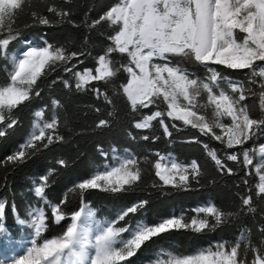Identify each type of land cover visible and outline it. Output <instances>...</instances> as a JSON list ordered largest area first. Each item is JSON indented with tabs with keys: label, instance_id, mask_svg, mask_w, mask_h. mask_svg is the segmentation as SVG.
Segmentation results:
<instances>
[{
	"label": "snow or ice",
	"instance_id": "obj_1",
	"mask_svg": "<svg viewBox=\"0 0 264 264\" xmlns=\"http://www.w3.org/2000/svg\"><path fill=\"white\" fill-rule=\"evenodd\" d=\"M72 4L0 0V60L5 62L0 147L21 127V109L39 101L26 137L0 161V168L22 165L74 136L115 129L124 117L127 137L143 146L133 150L113 144L106 151L97 141L103 164L53 200L50 183L76 162L56 158L55 166L33 181L34 199L23 217L14 201L0 197V264H133L142 246L161 234L207 235L249 215L255 239L245 225L233 241L217 239L191 251L161 248L148 264H264V143H256L264 136V0H115L96 17L85 12L80 20ZM21 17L30 23L21 26ZM35 24L85 31L78 44L71 35L61 42L45 33L24 40L23 51H12L21 27ZM101 26L110 31L108 43L93 57L96 45L89 34ZM88 57L94 67L84 66ZM57 84L70 94H91L103 105H77L97 114L90 127L74 126L65 104L51 94ZM120 97L127 108L123 113L116 103ZM189 128L197 134L177 141ZM141 131L147 134H134ZM161 138L170 146L197 145L204 162L148 146ZM252 175L254 183L249 182ZM149 176L154 177L151 184ZM226 177L236 179L229 184ZM204 184L220 185L238 203L225 206L208 199L193 209L149 219L150 200L140 196L103 217L88 199L93 191L119 197L148 187L188 191ZM9 210L16 223L29 230L26 242L10 238L5 223Z\"/></svg>",
	"mask_w": 264,
	"mask_h": 264
},
{
	"label": "trees",
	"instance_id": "obj_2",
	"mask_svg": "<svg viewBox=\"0 0 264 264\" xmlns=\"http://www.w3.org/2000/svg\"><path fill=\"white\" fill-rule=\"evenodd\" d=\"M58 3H62L63 0H56ZM115 0H73L71 7L73 8L75 19L80 20L83 18L85 12H88L89 17L94 18L100 12H102L107 6H110ZM22 26L24 23H30L27 17H21L19 21ZM84 29L71 28L67 25H31L29 27H21L19 37L11 43L10 49L14 52L22 51L24 40H36L40 35L47 34L50 39H55L63 42L69 35L75 37L77 44L80 42L84 35ZM100 32H104L105 35L101 36ZM110 34V31L101 26L99 29L94 30L89 34L90 41L96 46L92 49V56L97 55L100 50L108 43L106 35ZM4 61L0 60V80L4 78L3 65ZM85 67H94V60L92 57H88L84 62ZM77 67H80L79 65ZM197 74H202L203 70L197 67L192 68ZM55 73L50 77L54 79ZM66 78V74H65ZM239 78H243L241 75ZM47 83V81H45ZM52 95L61 99L65 104L67 112L71 119L74 121L76 128L90 127L93 122L98 118L97 114L87 108L77 107V105L93 104L96 107H103L101 103L96 101V98L91 94H70L63 90L62 87L57 84L53 90ZM49 92L45 90L43 93V99L47 100ZM70 97V99H69ZM248 102L252 103V99L248 98ZM116 103L121 109V112H126L127 108L124 104L123 98H117ZM39 101L34 102L32 105L21 109L19 115L21 117V127L17 128L15 132L10 136L7 143L0 147V161H3L4 157L20 143L23 142L30 129V121L32 119L31 112L38 106ZM84 113H87L85 115ZM102 115V114H101ZM127 118L124 117L121 126L111 129L97 131L95 135L91 136H74L69 142L60 144L57 147L50 148L49 151L42 153L41 155L34 157L31 161L25 162L22 165L15 167H9L7 171L4 168H0V197L7 196L9 202L14 201L20 215L24 216V211L27 203L34 199V195L31 191L33 181L40 175H43L49 167L55 166V159L60 156H65L71 159H75L76 162L73 167L67 170H61L60 173L54 177L53 182L50 183L49 193L50 198L56 200L61 197L62 194L71 187V185L77 182L80 178L85 177L89 173L95 170L97 165L103 164V157L96 150L95 144L97 141L101 142L105 150H109L110 147L115 144L118 148L131 147L136 150L143 145L137 144L135 141H131L127 137L124 131L127 125ZM134 134L145 135L146 132H139ZM197 134L193 129L183 130L176 138L177 141L192 135ZM205 142L211 143L214 146H218L219 142L210 141L208 138ZM256 143H264V136L257 138ZM154 149H159L162 152L172 151L178 157L183 159L197 158L201 162H204V155L202 150L195 144L179 143L174 145H168L166 140L161 138L158 143L148 145ZM249 146H251L249 144ZM83 153V155H80ZM77 157H79L77 159ZM211 171V164L208 165ZM147 182L151 184L154 177L149 176L146 178ZM227 183L231 184L236 177H226ZM255 175L250 176L249 182L254 183L256 181ZM135 196H140L150 200L148 218L160 215H167L173 211L179 212L181 209L190 210L197 205L202 204L208 199H214L217 203L224 204L225 206H234L238 201L230 196L227 189L222 188L220 185L212 186L204 184L203 186H194L193 189L188 191L173 190L168 186L163 189H153L148 187L146 190L137 191L135 195L129 196H112L100 191H93L88 196L91 200L92 206L96 208L99 216H112L118 210L119 207L126 204ZM77 201L73 199L71 206H75ZM187 215H192L191 211L186 212ZM257 219H259V212L257 213ZM6 227L8 228L10 237L15 240H20L28 237L29 230L27 227H21L15 221L14 215L11 211L6 212L5 217ZM249 226L253 232V238L257 235V230L251 215L244 216L239 219H235L230 222L229 226L220 228L216 231L210 232L207 235L192 234L188 232H172L170 234H161L159 239H155L153 243L147 247L142 246V250L137 253L133 259V264H148V262L154 259L155 253L158 249H168L175 247L181 251H191L193 249L206 246L217 239H224L233 241L239 234V229L243 226ZM59 229H53V232H58ZM2 234H0V238Z\"/></svg>",
	"mask_w": 264,
	"mask_h": 264
},
{
	"label": "rangeland",
	"instance_id": "obj_3",
	"mask_svg": "<svg viewBox=\"0 0 264 264\" xmlns=\"http://www.w3.org/2000/svg\"><path fill=\"white\" fill-rule=\"evenodd\" d=\"M23 49H24V47H23ZM23 49H22V51H23ZM11 238V237H10ZM12 240H14V241H27V240H29L30 239V237L28 236V237H25V238H23V239H20V240H15V239H13V238H11ZM3 247V234H2V237L0 238V248H2ZM156 258V257H155ZM154 258V259H155Z\"/></svg>",
	"mask_w": 264,
	"mask_h": 264
}]
</instances>
